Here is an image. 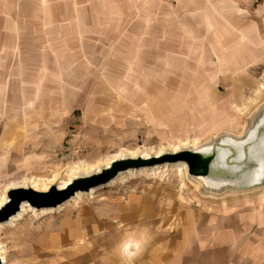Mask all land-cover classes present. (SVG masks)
<instances>
[{
	"label": "rangeland",
	"instance_id": "374dc122",
	"mask_svg": "<svg viewBox=\"0 0 264 264\" xmlns=\"http://www.w3.org/2000/svg\"><path fill=\"white\" fill-rule=\"evenodd\" d=\"M257 19L256 37L223 35L252 29ZM242 45L258 48L260 58L238 72L230 60ZM262 106L264 0H0V138L30 124L34 135L49 140L46 154H34L60 176L49 186L72 167L89 165L91 173L119 152L154 156L199 148L224 134L242 137ZM29 157L0 174V199L10 188L51 178L27 172ZM5 158L11 155L0 149V161ZM152 171L129 172L55 210L26 208L20 220L0 225L6 264H61L60 238L75 230V210L97 201L173 197L187 207L180 220L192 221L195 209L229 211L264 192L215 196L182 165ZM90 240V234L70 240L67 253Z\"/></svg>",
	"mask_w": 264,
	"mask_h": 264
},
{
	"label": "crops",
	"instance_id": "0c3cea01",
	"mask_svg": "<svg viewBox=\"0 0 264 264\" xmlns=\"http://www.w3.org/2000/svg\"><path fill=\"white\" fill-rule=\"evenodd\" d=\"M259 31L257 19L252 29L238 26L235 34H224L223 30V35L256 37ZM243 46L235 51V60H230L236 71L254 67L260 58L258 48L249 52ZM228 80L238 82L237 77ZM239 82L244 83V78ZM29 126H12L0 138L4 156L11 155L10 160L0 161V174L8 173L11 164L26 154L32 156L26 159V171L35 173L38 159L34 154H43L42 149L50 142L34 135ZM262 202L263 191L254 200L242 199L232 210L195 209L192 221H181L180 214L187 207L174 204L173 197L169 203L153 201L146 195L130 197L129 202L97 201L83 211L75 210V230L71 227V234L68 230L60 238L59 244L66 248L61 264H264ZM170 216L176 217L175 221ZM89 234L90 245H82L77 254L67 253L70 240H84ZM57 241L58 237L54 238L52 245L57 246Z\"/></svg>",
	"mask_w": 264,
	"mask_h": 264
},
{
	"label": "water",
	"instance_id": "95a60500",
	"mask_svg": "<svg viewBox=\"0 0 264 264\" xmlns=\"http://www.w3.org/2000/svg\"><path fill=\"white\" fill-rule=\"evenodd\" d=\"M182 165L197 180L204 192L222 196L227 192L249 193L264 188V106L255 114L242 137L224 134L199 148L167 151L160 156L143 158L124 156L91 173L77 175L64 188L59 181L48 189L31 185L10 188L7 201L0 207V225L22 212L27 204L36 211L55 210L92 191L107 187L129 172H140ZM0 264L3 261L0 256Z\"/></svg>",
	"mask_w": 264,
	"mask_h": 264
},
{
	"label": "bare ground",
	"instance_id": "6f19581e",
	"mask_svg": "<svg viewBox=\"0 0 264 264\" xmlns=\"http://www.w3.org/2000/svg\"><path fill=\"white\" fill-rule=\"evenodd\" d=\"M42 151H43V153H45L46 151H45V149H42ZM135 153V152H134ZM153 153V152H152ZM137 154V153H136ZM163 153H161V152H159V153H156V156H160V155H162ZM124 156H125V153L124 152H119V153H117V154H115L114 155V157H108L107 158V160H106V162H105V166H109L110 164H111V162H113L114 160H119V159H122V158H124ZM132 156H135L134 154L132 155ZM140 157H143V158H149L150 157V154H146V153H143L142 155H140ZM106 158V157H105ZM42 159H38L37 160V162H36V167H35V174H40V173H42V174H46L48 177L49 176H51V178L50 179H46V180H44V179H39V180H35V179H32L30 182H29V184L33 187V188H35V189H37V187H39V185H40V183H41V181H42V185L40 186V187H42L43 189H47L48 188V186H49V182H51V181H53V180H57V179H59L60 178V176L59 175H51L50 173H51V171H50V169H48V168H51V167H49V164L47 163V161H45V160H42ZM88 167H91V168H85V167H72L67 173H68V177L66 178V179H63L62 180V182L60 183V188H64V187H66L71 181H72V179L73 178H75L76 176H77V174L79 173V172H82V171H84L85 173H86V171H90L89 169H92L93 167L92 166H89L88 165ZM184 167V166H183ZM185 168V167H184ZM178 169L180 170L179 172L181 173V172H183V168L182 167H178ZM55 170V169H54ZM153 171L152 172H156L157 170H159V168H156V169H152ZM43 171H48V172H43ZM53 172H55V171H53ZM141 172V171H140ZM154 172V173H155ZM153 173V174H154ZM7 201V198H6V195L4 194V198H3V200L0 202V207L5 203ZM26 208H30V207H28V205L27 204H24L23 205V209H22V212L19 214V215H17L16 217H13L12 218V220L10 221V222H8V223H13V222H15V221H17V220H20V218L22 217V215H24L23 214V212H24V210L26 209ZM33 210V209H32ZM48 210H43V212H47ZM55 229V228H54ZM39 231V230H38ZM48 231H50V230H48ZM45 240H46V238H45ZM45 244V243H44ZM50 245V244H49ZM5 252H2V250H1V248H0V256H1V259H2V261H3V264H6V256H5V254H4Z\"/></svg>",
	"mask_w": 264,
	"mask_h": 264
}]
</instances>
